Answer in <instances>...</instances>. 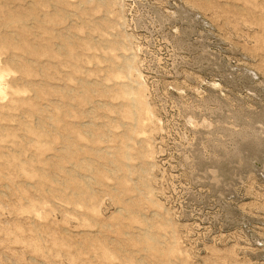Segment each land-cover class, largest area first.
I'll return each instance as SVG.
<instances>
[{
  "label": "rangeland",
  "instance_id": "rangeland-1",
  "mask_svg": "<svg viewBox=\"0 0 264 264\" xmlns=\"http://www.w3.org/2000/svg\"><path fill=\"white\" fill-rule=\"evenodd\" d=\"M0 264H264V0H0Z\"/></svg>",
  "mask_w": 264,
  "mask_h": 264
}]
</instances>
